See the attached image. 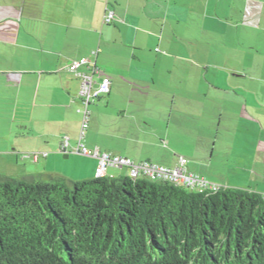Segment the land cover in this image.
<instances>
[{
    "label": "crops",
    "instance_id": "obj_1",
    "mask_svg": "<svg viewBox=\"0 0 264 264\" xmlns=\"http://www.w3.org/2000/svg\"><path fill=\"white\" fill-rule=\"evenodd\" d=\"M83 58L110 81L86 148L168 169L183 158L188 173L264 196V0H0L6 163L44 172L63 154L78 162L65 179L95 178L97 160L71 151L86 68L67 69Z\"/></svg>",
    "mask_w": 264,
    "mask_h": 264
},
{
    "label": "trees",
    "instance_id": "obj_2",
    "mask_svg": "<svg viewBox=\"0 0 264 264\" xmlns=\"http://www.w3.org/2000/svg\"><path fill=\"white\" fill-rule=\"evenodd\" d=\"M0 264H264V196L0 176Z\"/></svg>",
    "mask_w": 264,
    "mask_h": 264
},
{
    "label": "built area",
    "instance_id": "obj_3",
    "mask_svg": "<svg viewBox=\"0 0 264 264\" xmlns=\"http://www.w3.org/2000/svg\"><path fill=\"white\" fill-rule=\"evenodd\" d=\"M114 20V12L106 7L103 16V23L110 25ZM94 55H97V52H95ZM80 66H85L86 71L77 73V69ZM67 70L71 73H77L79 80L77 97L81 104L79 110L81 121L78 132V142L71 151L75 154L97 160V166L94 173L95 178L104 177L108 168H125L128 170L129 177L131 178L143 176L152 180L165 181L198 191H217L222 188L206 181L204 178L185 171L184 165L186 160L183 158L179 159V165L176 168L168 169L149 162L133 163L127 158L114 156L108 153H101L98 150H90L86 148L82 141L85 138L89 127V107L95 100L109 93L110 81L107 78H102L100 81L95 80L96 75L99 73V67L97 66L96 60L83 58L74 61L68 66ZM67 146L68 139L65 138L62 142L61 149L65 150ZM37 158V155L34 154L33 159L37 160Z\"/></svg>",
    "mask_w": 264,
    "mask_h": 264
},
{
    "label": "rangeland",
    "instance_id": "obj_4",
    "mask_svg": "<svg viewBox=\"0 0 264 264\" xmlns=\"http://www.w3.org/2000/svg\"><path fill=\"white\" fill-rule=\"evenodd\" d=\"M3 103H0V107H3ZM5 112L3 109H0V137L5 133V125L2 120L3 113ZM7 140H2L0 138V151L6 146ZM11 149V148H10ZM21 157H24L22 155ZM41 162V161H40ZM77 161L73 159H64L63 154H60V159L53 162L52 164H48L46 166V171L42 172L41 170H37L33 163H30V159L27 160H19L18 166H12L10 163L5 162V157L0 155V176L11 177V178H23V177H40L41 175L47 177H57L64 178L65 176H75L78 177L77 174ZM25 166V167H24ZM95 173V172H94ZM108 175H112L113 178L124 177L126 171L123 169H108ZM26 175V176H25ZM65 179V178H64ZM67 180V179H66ZM85 181V180H80ZM77 182V181H74ZM79 182V181H78Z\"/></svg>",
    "mask_w": 264,
    "mask_h": 264
},
{
    "label": "water",
    "instance_id": "obj_5",
    "mask_svg": "<svg viewBox=\"0 0 264 264\" xmlns=\"http://www.w3.org/2000/svg\"><path fill=\"white\" fill-rule=\"evenodd\" d=\"M64 158H66V157H64Z\"/></svg>",
    "mask_w": 264,
    "mask_h": 264
}]
</instances>
